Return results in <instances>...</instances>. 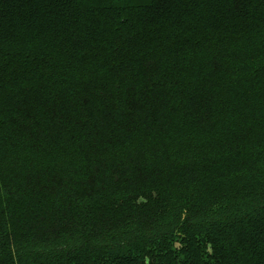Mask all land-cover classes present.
Wrapping results in <instances>:
<instances>
[{
  "label": "trees",
  "instance_id": "1",
  "mask_svg": "<svg viewBox=\"0 0 264 264\" xmlns=\"http://www.w3.org/2000/svg\"><path fill=\"white\" fill-rule=\"evenodd\" d=\"M0 264H264V0H0Z\"/></svg>",
  "mask_w": 264,
  "mask_h": 264
}]
</instances>
